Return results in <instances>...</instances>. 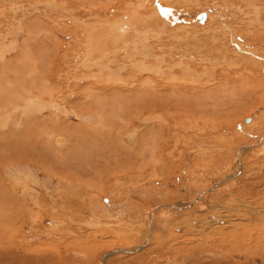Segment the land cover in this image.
<instances>
[{
  "label": "rangeland",
  "instance_id": "rangeland-1",
  "mask_svg": "<svg viewBox=\"0 0 264 264\" xmlns=\"http://www.w3.org/2000/svg\"><path fill=\"white\" fill-rule=\"evenodd\" d=\"M42 1L0 0V66L9 72L0 71L7 75L0 83L14 91L24 81L32 86L25 91L34 89L27 94L18 83L16 92L65 97L70 113L91 118L47 108L33 120L56 112L54 122L71 127L50 135L54 163L0 164V264H264V0ZM219 22L238 34L230 48ZM205 52L211 57L200 58ZM47 71L58 75L52 83ZM150 81L164 95H148ZM150 101L159 105L153 122ZM7 187L18 202L26 196L24 206L4 210ZM148 231L145 247L124 253L144 245Z\"/></svg>",
  "mask_w": 264,
  "mask_h": 264
},
{
  "label": "bare ground",
  "instance_id": "bare-ground-1",
  "mask_svg": "<svg viewBox=\"0 0 264 264\" xmlns=\"http://www.w3.org/2000/svg\"><path fill=\"white\" fill-rule=\"evenodd\" d=\"M40 1H42V0H40ZM52 1V0H51ZM63 1V0H62ZM70 1V0H69ZM68 0H67V2H69ZM72 1H74V0H72ZM146 1V0H145ZM144 1V2H145ZM148 1V0H147ZM42 2H44V1H42ZM54 2V1H53ZM66 2V1H65ZM64 2V3H65ZM75 2V1H74ZM144 2H143V0H142V2H140L138 5L139 6H142L143 4H144ZM39 3V2H38ZM47 3H49L48 1H47ZM51 3V2H50ZM61 3H63V2H61ZM70 3V2H69ZM68 3V4H69ZM76 3H77V0H76ZM81 3V2H80ZM80 3H78V4H80ZM10 4V3H9ZM55 4V3H54ZM57 4V3H56ZM91 4V3H90ZM77 5V4H76ZM130 5V4H129ZM192 5V4H191ZM18 6H19V4H18ZM38 6V5H37ZM61 6V5H60ZM150 6V5H149ZM175 6V5H174ZM144 7V6H143ZM179 7V6H178ZM75 8V7H74ZM78 8V7H77ZM152 8V7H151ZM150 8V9H151ZM54 9V8H53ZM128 9V8H127ZM63 11H65V10H63ZM146 11V10H145ZM66 13V12H65ZM143 13V12H142ZM132 14H134V13H132ZM137 14V13H136ZM144 15V14H143ZM146 15V14H145ZM152 15V14H151ZM155 15V14H154ZM156 15H157V13H156ZM155 15V16H156ZM204 15H205V18H204V20H203V22L205 21V19H206V14L204 13ZM129 17V16H128ZM147 17V16H146ZM145 17V18H146ZM158 17V16H157ZM208 17V16H207ZM216 17V16H215ZM149 18H150V20H151V16H149ZM153 19L155 18V17H152ZM222 18V17H221ZM158 19H159V17H158ZM162 19V18H161ZM146 20H147V18H146ZM146 20L144 21L145 23H146ZM154 20H156V18L154 19ZM217 20V19H216ZM215 20V21H216ZM118 21V20H117ZM143 21V20H142ZM207 21V20H206ZM214 21V20H213ZM212 21V22H213ZM214 21V22H215ZM153 22V21H152ZM203 22H201V23H203ZM209 22V21H208ZM207 22V23H208ZM149 22L147 21V24H148ZM151 23V22H150ZM157 23V22H156ZM226 23V22H225ZM225 23H223L222 24V26H221V22H219V27L221 26L222 28H220V30H221V35H223L220 39H221V41L223 40L224 41V43L225 44H223V41H222V44L223 45H226L227 47H229L230 48V46L231 45H233V43H235V42H233L236 38H238L237 36H238V34H236V33H230L231 32V29H230V25L228 26L227 24H225ZM146 24V25H147ZM164 24V23H163ZM212 24V23H211ZM206 25V24H205ZM234 25V24H233ZM232 25V26H233ZM254 25V24H253ZM122 25H120V23L119 22H117V24H116V27H121ZM139 26V25H138ZM166 26V25H165ZM231 26V27H232ZM136 27V26H135ZM182 27V26H181ZM211 27V26H210ZM35 28V27H34ZM186 28V27H185ZM216 28V27H215ZM234 28V27H233ZM173 29H175V28H173ZM180 29V28H179ZM183 29V28H182ZM218 29L219 28H217V31H218ZM210 30V29H209ZM212 30H214V28L212 29ZM211 30V31H212ZM219 30V31H220ZM233 30V29H232ZM256 30V29H255ZM216 31V32H217ZM180 32V31H179ZM216 32H214V33H216ZM121 33V32H120ZM128 33V32H127ZM223 33H230V34H227V36L226 35H224ZM105 34V33H104ZM107 34V33H106ZM113 34V33H112ZM206 34V33H205ZM3 35V34H2ZM120 35V34H119ZM112 36V35H111ZM209 36V35H208ZM215 36V35H214ZM91 37H92V35H91ZM125 37V35H123V34H121L118 38H119V40L120 41H123V38ZM211 37V36H210ZM243 37V36H242ZM90 38V37H89ZM105 38V37H104ZM144 38V37H143ZM148 38V37H147ZM195 38V37H194ZM200 38V37H199ZM209 38V37H208ZM4 39V38H3ZM6 39V38H5ZM106 39V38H105ZM142 39V38H141ZM243 39V38H242ZM246 39V38H245ZM207 40V39H206ZM215 40V39H214ZM217 40V39H216ZM92 41V40H91ZM95 42V41H94ZM100 42V41H99ZM205 42V41H204ZM212 42V41H211ZM220 42V41H219ZM97 43H98V41H97ZM117 43V42H116ZM246 43V42H245ZM118 44V43H117ZM125 44V46H127L126 45V43H124ZM207 44V43H206ZM209 44V43H208ZM220 44V43H219ZM221 44V45H222ZM212 45V44H211ZM2 46V45H1ZM216 46H217V44H216ZM244 46V45H243ZM123 47V46H122ZM212 47V46H211ZM249 47V46H248ZM217 48V47H216ZM245 48V47H244ZM3 49V48H2ZM31 49V48H30ZM122 49V48H121ZM209 49H210V46H209ZM234 49V48H233ZM5 50V49H4ZM4 50H0V51H2V52H0L1 54L0 55H2V57L1 58H3V56H4ZM11 50H12V47H11ZM16 50V49H15ZM57 49H55V51H56ZM89 50V49H88ZM204 50H205V48H204ZM240 50V49H239ZM238 50V51H239ZM253 50V49H252ZM59 51V50H58ZM116 51V50H115ZM121 51V50H120ZM208 51V50H207ZM241 51V50H240ZM8 52V51H7ZM17 52V51H16ZM147 52H148V50H147ZM198 52V51H197ZM200 52H201V50H200ZM210 52V51H209ZM208 52V53H209ZM213 52V51H212ZM245 52V51H244ZM248 52V51H247ZM256 52V51H255ZM56 53H57V51H56ZM78 53V52H77ZM118 53V52H117ZM116 53V54H117ZM196 53V52H195ZM21 54V53H20ZM61 54V53H60ZM69 54V53H68ZM71 54V53H70ZM119 54V53H118ZM143 54V53H142ZM154 54V53H153ZM203 54H204V52H203ZM210 54V53H209ZM8 55V54H7ZM26 55V54H25ZM148 55V54H147ZM197 55H199V53L197 54ZM206 55H208L207 54V52H205V56L203 57H201V55H200V58H205V59H207L206 57ZM237 55V54H236ZM19 56V55H18ZM55 56V55H54ZM65 56V55H64ZM86 56V55H85ZM90 56V55H89ZM208 56H210V55H208ZM217 56H218V54H217ZM260 56V55H259ZM17 57V56H16ZM21 57H24V56H21ZM29 57H30V55H29ZM46 57V56H45ZM71 57V56H70ZM73 57V56H72ZM157 57V56H156ZM211 57V56H210ZM210 57H208V58H210ZM251 57V56H250ZM19 58V57H18ZM18 58H16V60L18 59ZM150 58V57H149ZM213 58V57H212ZM215 58V57H214ZM20 59V58H19ZM124 59V58H123ZM126 59V58H125ZM255 59V58H254ZM264 59V58H263ZM9 60V59H8ZM15 60V59H14ZM52 60V59H51ZM54 60V59H53ZM60 60V59H59ZM96 60V59H95ZM219 60V59H218ZM222 60V59H221ZM227 60V59H226ZM226 60H224V61H226ZM260 61L262 60V59H259ZM1 61V60H0ZM64 61H66V63H67V61L68 60H64ZM91 61V60H90ZM92 61H94V59H92ZM206 61H208V60H206ZM212 61H215V59L214 60H212ZM217 61V60H216ZM22 62H23V60H22ZM25 62V61H24ZM55 62V61H54ZM79 62V61H78ZM83 62V61H82ZM85 62V61H84ZM83 62V63H84ZM2 63V62H1ZM0 63V64H1ZM5 63V62H4ZM2 64L1 66H0V71H2V69L4 70V65H6V64ZM32 63V62H31ZM53 63V62H52ZM69 63V62H68ZM86 63H91V62H87V60H86ZM216 63V62H215ZM15 64V63H14ZM23 64V63H22ZM54 64V63H53ZM56 64V63H55ZM55 64H54V67H55ZM60 64H63V63H60ZM26 65V64H25ZM27 65H28V63H27ZM27 65H26V68H27ZM30 65V64H29ZM34 65V64H33ZM33 65L31 66V67H33ZM36 65V64H35ZM58 66H59V64H57ZM67 66H68V64H66ZM153 65V64H152ZM22 66V65H21ZM53 66V65H52ZM63 66H64V64H63ZM62 65L60 66V68H64ZM22 67H25L24 65L22 66ZM22 67H17L16 68V70L17 71H21V68ZM48 67V66H47ZM74 67V66H73ZM174 67V66H173ZM182 67V66H181ZM19 68V69H18ZM25 68V69H26ZM28 68H30V67H28ZM49 68H50V65H49ZM67 68V67H66ZM69 68H71V67H69ZM81 68V67H80ZM96 68V67H95ZM109 68V67H108ZM154 68H156V67H154ZM186 68H188V67H186ZM25 69H23L22 68V73L23 74H28L27 72H24L25 71ZM33 69H36L35 68V66H34V68ZM48 69V68H47ZM52 69V71H53V69L55 70V71H57V69H56V67L55 68H51ZM68 69V68H67ZM66 69V70H67ZM72 69V68H71ZM70 69V70H71ZM103 69V68H102ZM123 69V68H122ZM161 69V68H160ZM7 70V69H6ZM11 70V69H10ZM24 70V71H23ZM29 70V69H28ZM44 70V69H43ZM58 70H59V67H58ZM157 70H159V69H157ZM175 70V69H174ZM206 70V69H205ZM256 70V69H255ZM27 71V70H26ZM31 71L33 72V70L31 69ZM64 71V70H63ZM62 71V73H65V72H63ZM160 71V70H159ZM184 71H185V69H184ZM207 71V70H206ZM238 71V70H237ZM3 72H5V71H2V73ZM12 72H15V71H13V69H12ZM32 72L31 73H29L27 76H29L30 74H32ZM41 72V71H40ZM45 72V71H44ZM43 72V73H44ZM68 72V71H67ZM66 72V73H67ZM74 72V71H73ZM102 72V71H101ZM138 72V71H137ZM187 72V70L185 71V73ZM195 72V71H194ZM204 72V71H203ZM252 72V71H251ZM1 73V74H2ZM6 73V72H5ZM9 73V72H8ZM8 73H6L8 76H9V74ZM16 73V72H15ZM21 73V72H20ZM34 73V72H33ZM35 73H36V70H35ZM34 73V74H35ZM42 73V72H41ZM40 73V74H41ZM49 74V72L47 71L46 72V74ZM61 72H59V74H60ZM71 73V72H70ZM88 73H90V72H88ZM156 73H158L159 74V72L158 71H156ZM184 73V74H185ZM211 73V72H210ZM0 74V80L1 79H4L3 81L5 82V76H7L6 74L3 76V77H1L2 75ZM47 74V75H48ZM52 74H54V73H51V75L49 76V77H47L46 79L47 80H51V79H57V76L56 77H53L52 78V76H54V75H52ZM57 74V73H56ZM155 74V73H154ZM187 74H188V72H187ZM193 74V73H192ZM98 75V74H97ZM194 75H196V74H194ZM193 75V76H194ZM198 75V74H197ZM196 75V76H197ZM202 75H203V73H202ZM206 75V77L208 76L207 74H205ZM13 77H14V79H15V76L14 75H12ZM11 76V77H12ZM37 76H39V73L37 74ZM62 76V75H61ZM61 76H59V77H61ZM72 76V75H71ZM73 76H75V75H73ZM199 76H201V75H199ZM221 76V75H220ZM10 77V79H13V78H11ZM64 77V76H63ZM67 77H70V76H67ZM183 77V76H182ZM186 77L187 76H185V79H186ZM211 77V76H210ZM209 77V78H210ZM214 77V76H213ZM16 78H19V75H18V77H16ZM27 78V77H26ZM29 78H31V76L29 77ZM39 78H41V77H39ZM72 78V77H71ZM76 78H77V75H76ZM76 78H74L75 80H76ZM188 78H190V77H188ZM187 78V79H188ZM200 78V77H199ZM203 78V77H202ZM233 78V77H232ZM7 79H8V81H7ZM34 79V78H33ZM33 79H31V80H33ZM43 79V78H42ZM66 79V78H65ZM150 79V78H149ZM187 79L185 80V81H187ZM196 79V78H195ZM206 80H207V78H205ZM213 79V78H212ZM211 79V80H212ZM40 80V79H39ZM46 80V81H47ZM61 80H63V79H61ZM67 80V79H66ZM69 80H71V79H69ZM77 80H78V78H77ZM168 80V79H167ZM181 80V79H180ZM188 80H190V79H188ZM194 80V79H193ZM197 80V79H196ZM234 80V79H233ZM2 81V80H1ZM48 81V82H49ZM68 81V80H67ZM66 81V82H67ZM74 81V80H73ZM79 81V80H78ZM77 81V82H78ZM152 81V80H151ZM148 82V83H146V86H145V88H147L146 90H148V95H150L151 97H152V95H155V96H157V95H159L160 94V92H162V94L164 95V93H163V90L162 89H158L157 87H155V86H153V83L152 82ZM163 81V80H162ZM175 81V80H174ZM178 82H179V78H178V80H177ZM200 80H198V82H199ZM203 81H205V80H203ZM209 81V82H208ZM208 81H206V83L208 82V83H210L211 81H210V79L208 80ZM213 81V80H212ZM249 81V80H248ZM6 82L8 83L9 82V78L7 77L6 78ZM10 82H13V83H16V80L14 81H10ZM24 81H22V84L20 83V81L18 82L21 86H20V88L21 89H23L22 91H24V92H29V91H31L32 89H34V88H30V90H28L29 88V86H26V87H24L25 85H23V84H25V83H23ZM27 82H29V80L27 81ZM33 82V81H32ZM35 82V81H34ZM33 82V83H34ZM41 82V81H40ZM45 82V81H44ZM51 82V81H50ZM52 82H53V80H52ZM51 82V83H52ZM55 82V81H54ZM69 82V81H68ZM67 82V83H68ZM80 82V81H79ZM190 82V81H189ZM188 82V83H189ZM201 82V81H200ZM214 82V81H213ZM215 82H217V81H215ZM260 82V81H259ZM12 83V84H13ZM17 83V87H19V84ZM32 83V84H33ZM38 83H39V81H38ZM145 83V82H144ZM181 83V82H180ZM193 83H194V81H193ZM205 83V84H206ZM207 83V84H208ZM220 83V82H219ZM78 84V83H77ZM177 84V83H176ZM185 84V83H184ZM192 84V83H191ZM201 84V83H200ZM200 84H198V85H200ZM205 84H204V86H205ZM206 84V85H207ZM212 83H210L209 85H211ZM3 85V86H2ZM14 85V84H13ZM13 85H11V86H9V84H8V86L6 85V86H4V83H0V155H1V160L2 161H0V164L3 166H5V167H7V168H10V167H12V168H16L17 166L19 167V165H17V163H19V162H28V163H34V164H36V166L38 165L39 166V163H42V159H43V161L45 160V162L47 161V162H49V163H51L49 160H51L52 161V157H50L49 155H48V153H47V150H46V148L48 147V149H49V147H50V144H51V142L49 141V138H51L50 137V135H52L53 133H57V131H58V129H61L60 127H61V125H65L61 120V122H62V124H58V123H60V121L58 122V123H56L57 122V120H58V118H54V119H57V120H55V122H54V120L52 119L53 118V116H55V114H56V112H52L53 114V116H49V117H52V118H41L42 120H40L39 122L38 121H36V120H33V118H34V116H41V115H43V113H44V111L47 109V108H50V109H54V108H56V109H54L53 111H56V110H58L59 112H62L63 113V115L67 118V116H69V115H73V116H75V117H79L80 119H90L91 118V116L89 115V114H84L83 112H81V111H78L79 109H78V107L77 108H75V109H78V110H75V112L73 113L71 110V113L67 110V105H66V107L65 106H63V104H64V102H65V97H63L62 99L61 98H54V97H51V98H48V99H41L42 97L41 96H36L35 95V93L34 94H32V95H26L24 92H22V91H15V89H18L17 87L15 88V86H14V91H12V89H11V87L13 86ZM39 85V87L40 88H43L42 87V85L40 86V84H38ZM50 85V84H49ZM69 85V84H68ZM106 85V84H105ZM158 85V84H157ZM181 85V84H180ZM197 85V84H196ZM202 85V89H203V83L201 84ZM44 86V85H43ZM67 86V85H66ZM100 86V85H99ZM161 86V85H160ZM184 86V85H183ZM186 86V85H185ZM216 86V85H215ZM30 87H32V86H30ZM39 87H37L39 90H40V88ZM56 87V86H55ZM69 87V86H68ZM83 87V86H82ZM102 87V86H101ZM138 87V86H137ZM201 87V86H200ZM207 87V86H206ZM25 88H28V89H26V91L24 90ZM46 88H48V86L46 87ZM72 88V87H71ZM103 88V87H102ZM11 89V90H10ZM36 89V88H35ZM44 89V88H43ZM42 89V90H43ZM66 89V88H65ZM85 89V88H84ZM139 89H141V88H139ZM176 89V88H175ZM193 89V88H192ZM206 89V88H205ZM20 90V89H19ZM28 90V91H27ZM87 90V89H86ZM85 90V91H86ZM89 90V89H88ZM180 90H182V89H180ZM197 90H198V88H197ZM207 90V89H206ZM36 91H38L37 89H36ZM41 91V90H40ZM93 91V90H92ZM178 90H172V92H175V93H177V95L179 94L178 92H177ZM46 92H48V91H45L44 93H46ZM65 92V91H64ZM68 92V91H67ZM74 92V91H73ZM185 91H183V93H184ZM189 92V91H188ZM199 92V91H198ZM30 93V92H29ZM37 93V92H36ZM49 93H52V91L51 92H49ZM174 93V94H175ZM214 93V92H213ZM222 93V92H221ZM28 94V93H27ZM47 94V93H46ZM100 94V93H99ZM173 94V95H174ZM198 94V93H197ZM41 95H42V93H41ZM52 95V94H51ZM56 95H58V93L56 94ZM110 95V94H109ZM176 95V94H175ZM201 95V94H200ZM203 95H205L206 96V94H204L203 93ZM224 95V94H223ZM46 96V95H45ZM53 96V95H52ZM74 95H73V93L71 94H68V96L66 95V97H70V98H72ZM87 96V95H86ZM162 96V95H161ZM199 96V95H198ZM202 96V95H201ZM215 96V95H214ZM59 97H62V96H59ZM75 97V96H74ZM150 97V98H151ZM154 97V96H153ZM197 97V96H196ZM159 98H160V96H159ZM183 98V97H182ZM202 98V97H201ZM229 98V97H228ZM109 99V98H108ZM112 99H113V97H112ZM153 99V98H152ZM162 99V98H161ZM169 99V98H168ZM198 99V98H197ZM67 100V99H66ZM68 100H69V98H68ZM75 100H78V99H75ZM111 100V99H110ZM157 100V99H156ZM163 101V100H162ZM75 102H77V101H75ZM203 102V101H202ZM91 103V102H90ZM90 103H88V104H90ZM94 103V102H93ZM115 103V102H114ZM66 104V103H65ZM85 105V104H84ZM117 106H118V104H117ZM159 105L157 104H154L153 103V101H150V102H148L147 103V111H148V113H150V116H149V118L148 119H146V120H148V121H152V117L151 116H153L154 115V113L155 112H157V111H155V108L156 107H158ZM161 106V105H160ZM71 107V106H70ZM80 107V106H79ZM163 107V106H162ZM168 107V106H167ZM181 107V106H180ZM82 108H83V106H82ZM112 108H114V107H112ZM160 108V107H159ZM69 109V108H68ZM71 109H74V108H72L71 107ZM206 109V108H205ZM182 110V109H181ZM48 111V110H47ZM51 112V111H50ZM117 112H118V110H117ZM159 112V111H158ZM157 112V113H158ZM206 112V111H205ZM151 113H153V115H151ZM37 114V115H36ZM58 114V113H57ZM58 116H61V115H58ZM48 117V116H47ZM154 117V116H153ZM60 119H61V117H60ZM63 119V118H62ZM85 119V120H86ZM94 119V118H93ZM154 119V118H153ZM159 119V118H158ZM53 121V123H51L52 125H50V122H52ZM96 120V119H95ZM128 120V119H127ZM64 121V120H63ZM82 121V120H81ZM153 122V121H152ZM155 122V121H154ZM250 122V121H249ZM85 123V122H84ZM56 124V125H55ZM154 123H152V125H153ZM258 124V123H257ZM57 126H59V128H56ZM62 126V127H63ZM85 126H86V124H85ZM84 126V127H85ZM149 126V125H148ZM158 126V125H157ZM257 126V125H256ZM65 127H66V129L65 130H62L61 132H58L59 134H62V133H65L66 134V130H67V127L68 126H66L65 125ZM73 127V126H72ZM81 127H83V125L81 126ZM83 127V128H84ZM151 127V126H150ZM154 127V126H153ZM71 128V127H70ZM70 128H68V130L70 129ZM87 128V127H86ZM85 128V129H86ZM258 128V127H257ZM64 129V128H63ZM75 129H81V128H79V127H76ZM75 129H73L74 130V132H75ZM113 130H114V128H112ZM156 129V128H155ZM67 130V131H68ZM87 130V129H86ZM85 130V131H86ZM150 131H152L151 129H149ZM82 131V130H81ZM115 131V130H114ZM113 131V132H114ZM70 132V131H69ZM71 132H72V130H71ZM76 132H78L79 133V130L78 131H76ZM75 132V133H76ZM52 133V134H51ZM73 133V132H72ZM74 133V134H75ZM78 133H76V134H78ZM82 133L84 134V133H86V132H83L82 131ZM81 132H80V134H82ZM118 133V132H117ZM64 134V135H65ZM258 134V133H257ZM54 135V134H53ZM52 135V136H53ZM87 135V134H86ZM102 135V134H101ZM222 135V134H221ZM243 135V134H242ZM97 137V136H96ZM219 137V136H218ZM259 137H260V135H259ZM58 138V137H57ZM60 138V137H59ZM63 138V137H62ZM114 139V138H113ZM208 139V138H207ZM217 139V138H216ZM52 140V139H51ZM234 140V139H233ZM58 141V140H57ZM204 141V140H203ZM67 142V141H66ZM65 142V143H66ZM115 142V141H114ZM114 142H113V144H114ZM212 142V141H211ZM104 144V143H103ZM263 144V143H262ZM58 149L59 148H62V147H64L63 145H65L64 144V142L63 141H59L58 142ZM110 145H112L111 143H110ZM147 145V144H146ZM256 146V145H255ZM114 147V145L112 146V148ZM155 147V146H154ZM104 148H109V146L107 147V145H106V147L104 146ZM111 148V147H110ZM110 148L108 149V150H110ZM156 148V147H155ZM166 148V147H165ZM164 148V149H165ZM100 149V148H99ZM246 149H248V147H244V149H242V150H240L239 152V157H241L244 153H247L246 152ZM96 150H98V149H96ZM105 150V149H104ZM161 150V149H160ZM166 150V149H165ZM262 150V149H261ZM5 152V151H7L6 153H4L3 155H2V152ZM95 151V150H94ZM99 151H102L101 149L99 150ZM106 151L107 150H105V153H106ZM111 152H112V150H110ZM114 151V150H113ZM118 151V150H117ZM121 151V150H120ZM104 152V151H103ZM110 152V153H111ZM115 152V151H114ZM114 152H112V153H114ZM95 153H97V151H95ZM94 153V154H95ZM109 153V152H108ZM107 153V154H108ZM118 153V152H117ZM10 154L12 155V157L10 158ZM99 154H100V152H99ZM106 154V155H107ZM101 155V154H100ZM100 155H99V158H100ZM114 155H117V154H115L114 153ZM166 155V154H165ZM95 156L97 157V155L95 154ZM102 156V155H101ZM114 157V156H113ZM117 156H115V158H116ZM98 158V157H97ZM103 158V157H102ZM106 158V157H105ZM101 159V158H100ZM106 159H104V161H105ZM114 160V159H113ZM112 160V161H113ZM40 161V162H39ZM54 161V160H53ZM52 161V163H54ZM240 161V160H239ZM238 161V162H239ZM25 162V163H26ZM241 162V161H240ZM43 164V163H42ZM41 164V165H42ZM29 165V164H28ZM45 165H46V163H45ZM240 165V164H239ZM3 166V167H4ZM28 167V166H27ZM26 167V168H27ZM45 167V166H44ZM43 167V168H44ZM84 166H82V168H83ZM25 168V169H26ZM29 168V167H28ZM32 168V167H31ZM78 168H79V166H78ZM238 168V167H237ZM240 168H241V166H240ZM19 170V169H18ZM65 170H66V173H68V168L66 169L65 167H61L60 169H59V172H62V174H64L63 172H65ZM236 170V169H235ZM237 171V170H236ZM233 172V171H232ZM231 172V173H232ZM239 172V171H238ZM238 172H236V173H238ZM235 173V174H236ZM61 174V173H60ZM66 175H68V174H66ZM238 175V174H237ZM242 175V174H241ZM65 176V175H64ZM228 176V175H227ZM230 176H232V178L234 177L233 175H230ZM4 177V176H3ZM20 176H18V178H19ZM32 177V176H31ZM69 178V177H68ZM9 179H11V178H9ZM14 179V178H13ZM153 179V178H152ZM228 179H230V177H228ZM227 179V180H228ZM1 180V179H0ZM23 180H25V182H26V179L24 178ZM49 181V180H48ZM16 182V181H15ZM14 183V182H13ZM12 183V184H13ZM24 183V182H23ZM4 182H3V178H2V180L0 181V188H3L2 187V185L4 186ZM20 184V183H19ZM224 184V183H223ZM6 185H8V184H6ZM13 186V185H12ZM5 187V186H4ZM14 187V186H13ZM18 187H20V185H18ZM17 188V187H16ZM25 188V187H24ZM5 189V190H4ZM3 189V196H4V199H3V201H5L6 202V200H8L6 203V205H8L7 207H5L4 208V210L5 211H14L16 208H17V210L22 206V203H23V206H24V203H25V198H26V196H24V197H22V200L24 201V202H18V200H17V197H16V195L14 194V193H12V190L13 189H8V187L7 188H4ZM26 189V188H25ZM14 191V190H13ZM1 193V192H0ZM26 193V192H25ZM205 193V192H204ZM211 193V192H210ZM27 195V194H26ZM202 195V194H201ZM200 198H202V197H200ZM2 199V198H1ZM201 200V199H200ZM31 203V202H30ZM2 204V203H1ZM27 204V203H26ZM194 204V203H193ZM192 204V205H193ZM9 205H10V207L11 208H9ZM21 205V206H20ZM187 205V204H186ZM17 206V207H16ZM27 206V205H26ZM3 207V206H2ZM166 207H168V208H172V209H174V208H176L175 206H173V205H166ZM165 207V208H166ZM28 208V207H27ZM187 208V207H186ZM17 210L15 211V212H17ZM14 212V214H16ZM163 213V212H162ZM166 213V212H165ZM171 213V212H170ZM12 214V213H11ZM167 214V213H166ZM9 215V214H8ZM211 214H209V216H210ZM3 216V215H2ZM25 217V216H24ZM16 218V217H15ZM154 218V217H153ZM162 218V217H161ZM167 218V217H166ZM3 219V218H2ZM23 219V218H22ZM9 220V219H8ZM207 220V219H206ZM1 221V220H0ZM168 221V220H167ZM194 222V221H193ZM16 223V222H15ZM19 223V221L17 222V224ZM16 224V225H17ZM168 224V223H167ZM205 224V223H204ZM15 225V226H16ZM1 226V225H0ZM4 226V225H3ZM14 225L13 224H11V223H9V224H5V226H4V228H3V230L4 231H7V229H9V228H12ZM163 226H165L164 224H163ZM154 227V226H153ZM244 226H242V229H244L243 228ZM192 228V227H191ZM10 230V229H9ZM220 230V229H219ZM201 232V231H200ZM165 232H163V234H164ZM203 234V233H202ZM201 234V235H202ZM247 234V233H246ZM197 235H199V234H197ZM151 236V232L150 231H148V233L146 234V237L147 238H145V240H146V242H144V245H140V246H138V247H136L137 249H131V250H127L126 252H124V253H133V251L135 252V251H140V249L141 248H143V247H145L147 244L146 243H148L149 241H150V237ZM205 236V235H204ZM223 236V235H222ZM264 236V235H263ZM162 237V236H161ZM201 238H202V236H200ZM232 237V236H231ZM235 237V236H234ZM1 238V237H0ZM233 238V237H232ZM236 238V237H235ZM135 239V238H134ZM0 240H2V239H0ZM4 240V239H3ZM228 241V240H227ZM6 242V241H5ZM230 242V241H229ZM238 242V241H237ZM236 242V243H237ZM143 243V242H142ZM141 243V244H142ZM220 243V242H219ZM3 244V243H2ZM12 245V244H11ZM220 245H221V243H220ZM2 247V246H1ZM223 247V246H222ZM123 249V248H122ZM114 251V250H113ZM116 251H118V250H116ZM123 251V250H122ZM111 253V252H110ZM117 253H122V252H120V250L117 252ZM113 254V255H119V254ZM112 255V256H113ZM110 256V255H109ZM108 257V256H107ZM142 258V257H141ZM144 258H147V257H144ZM139 260L138 261H140V260H143V259H140V258H138ZM158 259V258H157Z\"/></svg>",
  "mask_w": 264,
  "mask_h": 264
},
{
  "label": "water",
  "instance_id": "water-1",
  "mask_svg": "<svg viewBox=\"0 0 264 264\" xmlns=\"http://www.w3.org/2000/svg\"><path fill=\"white\" fill-rule=\"evenodd\" d=\"M198 20H199V22H203V20H204V18H205V15H204V13H202V14H200V15H198Z\"/></svg>",
  "mask_w": 264,
  "mask_h": 264
}]
</instances>
